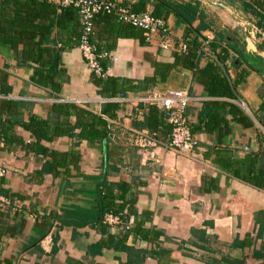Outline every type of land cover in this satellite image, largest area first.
I'll use <instances>...</instances> for the list:
<instances>
[{"label": "crops", "instance_id": "0c3cea01", "mask_svg": "<svg viewBox=\"0 0 264 264\" xmlns=\"http://www.w3.org/2000/svg\"><path fill=\"white\" fill-rule=\"evenodd\" d=\"M107 1L161 13L171 45L100 12L91 39L112 56L103 78L80 49L78 9L0 0V186L21 209L0 212V264H264V76L231 44L220 42L225 63L209 44L224 33L264 61V0ZM169 3L197 8L192 27ZM200 23L197 69L177 57ZM214 61L226 93L200 75ZM178 90L191 97L194 152L137 147L139 134L167 140L154 96ZM104 183L126 203V240L124 222L99 220Z\"/></svg>", "mask_w": 264, "mask_h": 264}, {"label": "built area", "instance_id": "2783aa9c", "mask_svg": "<svg viewBox=\"0 0 264 264\" xmlns=\"http://www.w3.org/2000/svg\"><path fill=\"white\" fill-rule=\"evenodd\" d=\"M50 1L54 4L58 12H62L69 7L78 9L83 26V35L79 46L91 71L100 77H106L108 72L103 67L102 62L112 58L108 52H99L91 40L94 31L93 20L100 12L113 13L119 21L142 29L148 40L153 39L155 35H160L164 40L162 41L163 48H168L171 45L173 36L166 22L149 13H136L127 7L107 0ZM186 49L187 44L181 43V50L185 51ZM154 100L165 110L166 118L171 126L170 134L164 142H159L155 137L147 134H139L134 139V144L141 149H149L162 145L164 148L179 154H192L194 152L195 142L186 115L191 101L189 93L184 90L170 91L163 95L156 94ZM6 174L7 170L4 167H0V180ZM8 208L14 211H21L17 201L12 200L9 196L3 195L0 192V211ZM104 222L110 226L123 224L120 216L112 214H107ZM126 227L129 228V225H126Z\"/></svg>", "mask_w": 264, "mask_h": 264}, {"label": "trees", "instance_id": "16d2710c", "mask_svg": "<svg viewBox=\"0 0 264 264\" xmlns=\"http://www.w3.org/2000/svg\"><path fill=\"white\" fill-rule=\"evenodd\" d=\"M170 5L175 8L174 10L178 13L179 18L181 20H185L189 25H191L190 27H192V24L194 23V21H196L198 19V17H199V16H197V8L195 6H193V5H191L190 3L186 4V5H176V4H174V5L170 4ZM55 8L56 7L53 6L51 8L52 9L51 11L56 14L57 13V9H55ZM73 9L77 11L76 8H73ZM136 10L140 11L141 9H136ZM101 13L113 14V13H108V12H101ZM101 13H98V14H101ZM154 15L157 16V17H160L161 13H159L158 11L155 10ZM16 23L17 22H12V24H16ZM51 23H53V22H51ZM258 25H259V28H262V27L264 28V24L262 22H259ZM205 28H206V26L204 24L200 23L198 26H196L193 29L196 32V38L197 39L195 41H193V42L186 40L188 48L184 52V54H181V57H179V59L177 57V61L182 62L187 67H190V68H195L196 67L198 69V65L197 64H198L199 58L197 57V55H198V51L202 49L201 43L198 42V36L202 35L203 30H205ZM81 38H82V36H81ZM80 41H81V39H80ZM206 41H208V40H206ZM233 41H235V43H232ZM220 42H225L226 44H231L230 45L231 48L233 50H235L239 54V56H240V58L242 60H244L251 67H253L261 75L264 76V61H263V58L258 56V55H251V53H248L246 51V49H244V48L243 49L238 48L236 46V44H239L240 38H238V39L234 38V39L229 40L224 33L216 34V38L214 39V41H210V43H209L211 49L214 52H217L216 54H217V58H218L219 62L225 63V61L230 57L229 50L226 47H222ZM220 70L221 69H220L219 65L215 61L214 62H209L205 66V68L199 69L200 75L203 78L208 79V81H206V82H210V83H207V88L210 91V93H226L230 89L229 80L225 76L220 74L221 73ZM47 74L51 75L50 73H47ZM199 76L197 75V77H199ZM100 79L103 80V78H100ZM153 106H155L154 110H156L158 108V105H156V104L153 105ZM263 109H264V106H263ZM261 121H262V123L264 125V115L261 118ZM156 124H157V122H156ZM154 127H156V125ZM123 191H124V189H123ZM0 192L3 195L11 196L1 186H0ZM100 195H101V197H100V205H101L100 213H101V215H100V219H99L100 222L103 224V226L109 228L110 225H108V224H106L104 222L105 216L107 214L120 216L122 218L123 222L125 223L124 226H123L124 227V232L126 231L125 233L123 231H122L123 233H120V234H122V235H120V239L121 240H126L127 237H128L127 231L129 232V230L131 229V227H129V228L126 227L127 223H126L125 220H127V218L125 217V214H126V212L128 214V211H126V205H125L126 203H122L121 205L116 203L115 195L110 191V188L105 183L103 184V187L100 189ZM6 210L7 209H5L3 211H0V212H4ZM124 248H126V247H124Z\"/></svg>", "mask_w": 264, "mask_h": 264}, {"label": "water", "instance_id": "95a60500", "mask_svg": "<svg viewBox=\"0 0 264 264\" xmlns=\"http://www.w3.org/2000/svg\"><path fill=\"white\" fill-rule=\"evenodd\" d=\"M57 60H58L57 57H55L54 63H53V66H52L53 68L57 66ZM51 70H52V68H51Z\"/></svg>", "mask_w": 264, "mask_h": 264}]
</instances>
